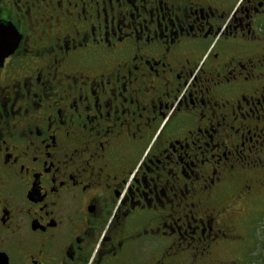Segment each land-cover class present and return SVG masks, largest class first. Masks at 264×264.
<instances>
[{
  "label": "flooded vegetation",
  "instance_id": "1",
  "mask_svg": "<svg viewBox=\"0 0 264 264\" xmlns=\"http://www.w3.org/2000/svg\"><path fill=\"white\" fill-rule=\"evenodd\" d=\"M32 3L0 0V264H252L264 0Z\"/></svg>",
  "mask_w": 264,
  "mask_h": 264
},
{
  "label": "snow or ice",
  "instance_id": "2",
  "mask_svg": "<svg viewBox=\"0 0 264 264\" xmlns=\"http://www.w3.org/2000/svg\"><path fill=\"white\" fill-rule=\"evenodd\" d=\"M45 3L50 2V0H44ZM40 3V0H33L32 7L38 6ZM58 4L60 7H63L66 9V15H71L70 12V5L75 6L72 4V0H58ZM34 23H42L43 18L36 19L34 18ZM49 24H51V18L48 19L47 21ZM37 35L42 38V34L37 30ZM23 37L21 35H18L15 30H9L4 28L3 26H0V67L3 66L4 59L10 54L14 53L19 46V42ZM47 47V46H45ZM75 107V105H73ZM77 111L79 109L77 108ZM22 135L25 138H28V133L26 131L22 132ZM3 133L0 132V139H2ZM6 143V141H5ZM2 150V149H0ZM79 155V153H76ZM94 158V157H93ZM90 164V161L88 162ZM85 171L87 170V167L84 169Z\"/></svg>",
  "mask_w": 264,
  "mask_h": 264
},
{
  "label": "rangeland",
  "instance_id": "3",
  "mask_svg": "<svg viewBox=\"0 0 264 264\" xmlns=\"http://www.w3.org/2000/svg\"><path fill=\"white\" fill-rule=\"evenodd\" d=\"M261 196H263V197L255 205L256 210L254 212L252 211L253 219H251L250 222L249 223L247 222V224H246V227H247V225H249V228H248L249 235H247L248 240H246L247 244L245 245V250H246V248H248L252 244L251 235H253L254 232H256L260 228V226H262V223L259 222V218L264 215V192L262 193ZM240 206H241V208L243 207V209L247 208V206L245 204H240ZM247 210H248V208H247ZM242 227L243 228H240L242 231H243V229H244V231L247 230L244 226H242ZM255 228H256V230H255ZM236 232L239 233L240 230L236 229ZM254 246H255V244L252 246V248ZM237 248H238V250H237ZM237 248L234 247L233 249L231 248V250H230V258L235 259V261L237 260V256H234V255H237V254L239 255V252H241L239 249L242 248V245L241 244L238 245Z\"/></svg>",
  "mask_w": 264,
  "mask_h": 264
},
{
  "label": "trees",
  "instance_id": "4",
  "mask_svg": "<svg viewBox=\"0 0 264 264\" xmlns=\"http://www.w3.org/2000/svg\"><path fill=\"white\" fill-rule=\"evenodd\" d=\"M259 222L262 226L259 229L256 227L258 230L252 235L255 241V246L250 251L249 263L252 264H264V215L259 218Z\"/></svg>",
  "mask_w": 264,
  "mask_h": 264
},
{
  "label": "water",
  "instance_id": "5",
  "mask_svg": "<svg viewBox=\"0 0 264 264\" xmlns=\"http://www.w3.org/2000/svg\"><path fill=\"white\" fill-rule=\"evenodd\" d=\"M0 26H3L4 28L6 29H9V30H15L17 32V30L14 28V26H10V25H6L4 26L3 24L0 23ZM18 34V33H17ZM11 54V53H10Z\"/></svg>",
  "mask_w": 264,
  "mask_h": 264
}]
</instances>
